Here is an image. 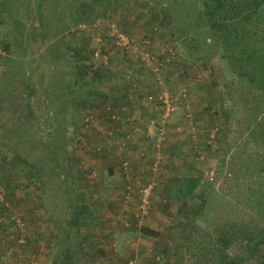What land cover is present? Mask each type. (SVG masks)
<instances>
[{"label": "rangeland", "instance_id": "obj_1", "mask_svg": "<svg viewBox=\"0 0 264 264\" xmlns=\"http://www.w3.org/2000/svg\"><path fill=\"white\" fill-rule=\"evenodd\" d=\"M261 1L216 30L205 0H0V264H264L246 248L264 226V115L246 99L264 86L238 71L264 66Z\"/></svg>", "mask_w": 264, "mask_h": 264}, {"label": "trees", "instance_id": "obj_2", "mask_svg": "<svg viewBox=\"0 0 264 264\" xmlns=\"http://www.w3.org/2000/svg\"><path fill=\"white\" fill-rule=\"evenodd\" d=\"M204 3L206 6V9L208 10L207 12L209 14L211 25L216 30H223L225 26H227L226 20L228 18L226 19V17L227 16H231V17L237 16V12H239L240 10L242 12L243 7L249 8V14L247 17L249 19L255 14H258L263 5V2L261 0H250V3H246L243 6L242 5L236 6L234 8L231 7L230 4H227L226 0H205ZM235 4L236 3H233V5ZM240 61L242 62L241 58H239V61H238L239 62V68H238L239 73L247 75L248 79L252 82H256L258 79L259 81L258 86H260V82H262L263 83L262 86H264V79L256 75L258 72L264 73V66L262 65L261 67L260 65H257L252 71H249L244 65V62H242V65H240ZM261 64H264V62L262 61ZM254 97L255 95L251 96V100L249 98L246 99L247 103L251 104L250 105V109L252 110L251 113H249L246 110L245 111L247 112L249 117L251 116L252 118L254 117L255 119L262 120L260 119V113L262 112L264 115V87L262 88V91L260 92V98L253 101L252 98ZM199 185H200L199 177L192 176V177L187 178L186 185H185V192H184L185 195H190L192 192L196 190V188H198ZM257 202L259 203L258 205L259 208L264 207L263 205L264 200L263 201L257 200ZM80 206L81 207L84 206V202H82L81 200H80ZM196 214L197 216H199L197 212L195 213V215ZM71 225H73V223ZM141 233L144 235H148V236L160 235V232L154 229H151L149 227H145V226L141 227ZM83 238L84 239L87 238L85 233H83ZM89 242L93 243V241H89ZM263 244H264V226L256 233V235L250 241H247L246 248H248L247 251H248L249 256L253 257V256H256L258 253H260V251L262 250L261 246ZM220 258H221V264H241L242 260L245 259L242 253L240 252L231 253L230 251L224 252V256H221Z\"/></svg>", "mask_w": 264, "mask_h": 264}, {"label": "built area", "instance_id": "obj_3", "mask_svg": "<svg viewBox=\"0 0 264 264\" xmlns=\"http://www.w3.org/2000/svg\"><path fill=\"white\" fill-rule=\"evenodd\" d=\"M97 54H99V52H97ZM160 106L164 109V112L161 116H159L160 120L157 122V130L159 132L164 131V125L166 123V118L172 114V112L175 111L177 105L174 102V100L171 98V95L168 91H164L163 95H161V100H160ZM110 110V112L112 113L113 117H116V114L113 113L111 111V107L108 108ZM129 137L124 138L125 141L128 140ZM125 141H122L120 143H118V147L122 150L125 149ZM125 164V169L126 171H128L129 167V163L128 161L124 162ZM129 173V172H128ZM153 187L154 185L152 184H146L144 185V187L141 190V201H140V205H139V211L136 213V215L138 217H142L145 214H147L149 212V206H150V202H151V194L153 191ZM131 186L128 184L126 191H125V196L126 198H130L131 196ZM131 264H135V261L132 260Z\"/></svg>", "mask_w": 264, "mask_h": 264}, {"label": "crops", "instance_id": "obj_4", "mask_svg": "<svg viewBox=\"0 0 264 264\" xmlns=\"http://www.w3.org/2000/svg\"><path fill=\"white\" fill-rule=\"evenodd\" d=\"M133 157H136L135 155L133 156ZM112 203V202H111ZM93 214V213H92ZM96 213H94V215H95ZM96 216V215H95ZM123 224V223H122ZM87 228V227H86ZM83 229V228H82ZM95 229L96 230H101V228H97L96 227V225H94V226H91L90 227V230H88L85 234H86V237L87 238H90V236H89V234L88 233H92V235L94 234V235H96V233H95ZM104 229V228H103ZM116 229L118 230L119 229V227H116ZM95 236H93V237H91L90 238V241H93V239H95L94 238ZM96 239H99L98 238V236L96 237ZM90 243H92V242H90ZM94 244H95V242H93ZM88 247V248H87ZM81 251H83L84 252V254H89L88 256H91V253H93V252H97V248L94 250V247H92V246H86V247H84V248H82L81 249ZM102 252V254L104 253H106L107 254V252L108 251H105L104 249H100V248H98V252ZM94 254V253H93ZM88 256H87V258H88ZM98 262V261H97Z\"/></svg>", "mask_w": 264, "mask_h": 264}]
</instances>
